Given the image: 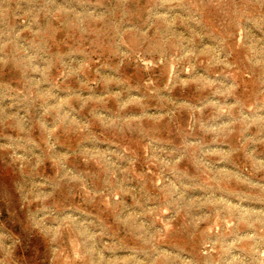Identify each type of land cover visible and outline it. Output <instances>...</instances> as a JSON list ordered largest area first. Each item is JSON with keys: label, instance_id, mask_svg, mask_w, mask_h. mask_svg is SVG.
Returning <instances> with one entry per match:
<instances>
[{"label": "rangeland", "instance_id": "1", "mask_svg": "<svg viewBox=\"0 0 264 264\" xmlns=\"http://www.w3.org/2000/svg\"><path fill=\"white\" fill-rule=\"evenodd\" d=\"M0 264H264V0H0Z\"/></svg>", "mask_w": 264, "mask_h": 264}]
</instances>
